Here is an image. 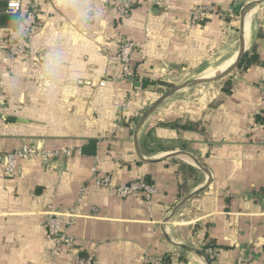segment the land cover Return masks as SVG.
Wrapping results in <instances>:
<instances>
[{
	"label": "crops",
	"instance_id": "crops-1",
	"mask_svg": "<svg viewBox=\"0 0 264 264\" xmlns=\"http://www.w3.org/2000/svg\"><path fill=\"white\" fill-rule=\"evenodd\" d=\"M156 1L138 0L121 17L101 0H73L91 7L81 21L60 0H36L29 55L0 59V153L23 146L72 151L53 162L20 160L12 177L0 167V264H46L45 212L72 207L80 196L73 252L93 253L95 264H142L145 254L163 256L164 264H205L172 243L212 247L211 264H264V8L249 11L247 31L243 19L245 54L256 60L238 68L229 87L176 93L140 123L171 78L202 70L215 76L236 52L237 9L255 0H172L166 9ZM199 4L223 14L190 25L186 13ZM0 15L15 16L6 13V0ZM10 35V25L0 24V36ZM123 38L138 45L134 85L116 59ZM52 44L65 51L67 67L57 90L45 93L36 71ZM90 141L94 153L83 152ZM93 169L114 187L146 180L157 194L149 207L137 194L120 199L95 184ZM71 258L63 253L58 262Z\"/></svg>",
	"mask_w": 264,
	"mask_h": 264
},
{
	"label": "built area",
	"instance_id": "built-area-1",
	"mask_svg": "<svg viewBox=\"0 0 264 264\" xmlns=\"http://www.w3.org/2000/svg\"><path fill=\"white\" fill-rule=\"evenodd\" d=\"M138 0H101L103 5L114 8L121 17L128 16ZM142 1V0H139ZM172 0H157L161 4V9H166ZM222 11L214 5L199 4L187 11V21L190 25L199 24L207 15L220 14ZM6 13L8 15H17L24 13L31 17L30 25L24 34L23 42L17 43L14 35L0 36V59L12 62L17 59L26 58L31 50V37L37 27V5L36 0H6ZM223 14V12H222ZM137 43L129 39H120L116 59L122 68V76L133 85L139 79L133 69L132 55L137 48ZM1 70V69H0ZM3 83L0 73V107L3 104ZM70 149H52L38 150L31 146H23L11 153H0V167L7 177H12L16 173L17 163L20 160L31 158H41L47 161H54L71 155ZM92 180L98 186L109 187L114 194L124 199L131 195H140L147 207L150 206L153 196L157 194L155 184L146 180H135L129 183L119 184L115 187L111 185L107 176H99L92 170ZM83 196H80L75 205L64 210L48 209L45 212V220L43 227L45 229V239L50 244L47 252L46 264H59L58 259L63 253L71 255L68 264H95V255L93 253L85 255L74 254L75 238L70 233L71 227L74 225L78 213V205L81 203ZM210 258L214 259V251L211 248L206 250ZM246 258H238L234 264H241ZM142 264H164V257L160 255L145 254Z\"/></svg>",
	"mask_w": 264,
	"mask_h": 264
},
{
	"label": "clouds",
	"instance_id": "clouds-1",
	"mask_svg": "<svg viewBox=\"0 0 264 264\" xmlns=\"http://www.w3.org/2000/svg\"><path fill=\"white\" fill-rule=\"evenodd\" d=\"M60 5L81 21L91 15V7L83 2L74 3L73 0H60ZM31 22V17L24 13L15 15L10 21L11 35L16 37V42H23V37ZM66 53L59 45H50L43 53L41 62L36 71L39 88L45 93H54L60 86L66 64Z\"/></svg>",
	"mask_w": 264,
	"mask_h": 264
},
{
	"label": "water",
	"instance_id": "water-1",
	"mask_svg": "<svg viewBox=\"0 0 264 264\" xmlns=\"http://www.w3.org/2000/svg\"><path fill=\"white\" fill-rule=\"evenodd\" d=\"M262 4H264V0H261L259 1L257 4H255L254 6H251L249 4L243 6L241 9H240V14H239V21H238V26H237V30H238V38H237V56H236V59L234 61V63L231 65L228 73L226 75H223V76H220V77H217L215 79H210V80H205V81H197V80H194V81H190L189 83L185 84V85H181L175 89H172L171 91L163 94L149 109L148 111H146V113L143 115L140 123L145 119L147 118L155 109H157L162 103L163 101H165L167 98H169L170 96L180 92V91H183L185 89H191V88H195V87H202V86H205V85H213V84H217L219 82H222L223 80L225 79H228L230 78L232 75H234L236 73V71L238 70L239 68V65L241 63V60L243 58V56L245 55L246 53V49L244 47V41H243V19L246 15L247 12H249L250 10L252 9H255V8H258L260 7ZM139 123V124H140ZM181 154H187V153H181ZM45 162H49L47 160L44 159ZM56 161V160H54ZM50 162H53V161H50ZM198 166L200 169H202L203 171L207 172L204 167L202 165H200L198 162H197ZM203 191V189L201 190H197L193 193H191L190 195H188L187 197H185L184 199H182L180 201V203L174 207L171 211L170 214L174 213L181 205H183L188 199H190L191 197H194L198 194H200L201 192ZM167 221V219L165 220ZM172 245L174 247H177L179 249H182L186 252H190L192 254H194L195 256L203 259V261L205 262V264H211L210 260L207 258V256L204 254V252L200 249H197V248H194V247H189V246H186V245H178V244H173Z\"/></svg>",
	"mask_w": 264,
	"mask_h": 264
},
{
	"label": "rangeland",
	"instance_id": "rangeland-1",
	"mask_svg": "<svg viewBox=\"0 0 264 264\" xmlns=\"http://www.w3.org/2000/svg\"><path fill=\"white\" fill-rule=\"evenodd\" d=\"M171 3V2H170ZM169 3V4H170ZM262 8H264V4H262L260 7H258L257 8V10L258 9H262ZM239 14H240V8L239 9H237V12L235 13V15H234V25H235V27H236V29H235V35H234V38L232 39V42L231 43H233V50H232V52H234V51H236L237 50V38H238V30H237V26H238V21H239ZM250 15H251V12H249V15H248V20L250 19ZM250 21V20H249ZM230 43V44H231ZM229 44V45H230ZM229 45L228 46H226V48L224 49V52H227V51H229ZM221 62V61H220ZM219 63V62H218ZM218 63H216V64H218ZM215 64V65H216ZM215 65H212L211 66V68H213ZM197 73V74H196ZM202 75V76H201ZM195 76H201L200 78H207L208 77V75L206 74V73H204L203 74V70L202 71H199V72H186V71H183V73H181V74H179V75H177V76H175V77H173V78H171L170 80H168L169 81V84H163L162 86H163V89H162V95L163 94H165V93H167V92H169V91H171L172 89H175V88H177V87H179V86H181V85H185V84H187V83H189L190 81H192L194 78H195ZM229 80V78L228 79H225V80H223L222 82H219V83H217V84H213V85H205V86H202L203 88L204 87H210L209 89H216V88H218L219 87V85L220 84H224L225 82H227ZM212 86V87H211ZM192 89V88H191ZM205 89H207V88H205ZM187 90H189V89H185V90H183V91H180V92H178L179 94H184ZM177 93V94H178ZM178 94V95H179ZM161 95V96H162ZM175 95V94H174ZM173 96V95H172ZM201 250V249H200ZM204 252V251H203ZM204 254L205 255H207L205 252H204ZM208 258V257H207ZM209 259V258H208ZM209 260H211V258L209 259ZM210 262H212V261H210Z\"/></svg>",
	"mask_w": 264,
	"mask_h": 264
},
{
	"label": "bare ground",
	"instance_id": "bare-ground-1",
	"mask_svg": "<svg viewBox=\"0 0 264 264\" xmlns=\"http://www.w3.org/2000/svg\"><path fill=\"white\" fill-rule=\"evenodd\" d=\"M259 1L261 0H255L252 3H250L249 5L254 6L255 4H257ZM248 14L247 16L244 18V22H245V26H246V31L248 30ZM250 20V19H249ZM243 41H244V47H245V36H244V32H243ZM237 56V51L233 54V56H231L229 59L225 60L223 63L219 64L216 68V70L214 71V73L212 75L215 76H211V77H207V78H197L194 80L197 81H205V80H210V79H215L217 77L226 75L231 67V65L234 63L235 59ZM233 62V63H232ZM192 80V81H194Z\"/></svg>",
	"mask_w": 264,
	"mask_h": 264
},
{
	"label": "trees",
	"instance_id": "trees-1",
	"mask_svg": "<svg viewBox=\"0 0 264 264\" xmlns=\"http://www.w3.org/2000/svg\"><path fill=\"white\" fill-rule=\"evenodd\" d=\"M136 5V4H135ZM218 8V7H217ZM219 9V8H218ZM220 10V9H219ZM10 21H11V19H8V18H5V16H3V15H0V24L1 25H6V26H9L10 25ZM255 60H256V57L255 56H253V55H251V56H249L248 54H245L244 56H243V58H242V60H241V63H240V65H239V68H247L250 64H252V63H254L255 62ZM229 82L227 81V82H225L224 84H223V87H229V84H228ZM95 144H96V142L95 141H90V143L88 144V146L84 149V151L83 152H87V153H94V150H91V148L92 149H95ZM207 247H211V246H209V245H204V249L205 248H207ZM212 248V247H211ZM203 249V250H204ZM205 253H206V251H204ZM207 254V253H206ZM209 259H210V256L207 254L206 255ZM210 261H212V259L210 260Z\"/></svg>",
	"mask_w": 264,
	"mask_h": 264
}]
</instances>
